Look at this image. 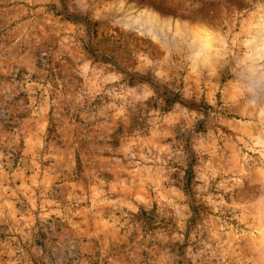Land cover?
I'll return each mask as SVG.
<instances>
[{
	"label": "rangeland",
	"instance_id": "obj_1",
	"mask_svg": "<svg viewBox=\"0 0 264 264\" xmlns=\"http://www.w3.org/2000/svg\"><path fill=\"white\" fill-rule=\"evenodd\" d=\"M0 264H264V0H0Z\"/></svg>",
	"mask_w": 264,
	"mask_h": 264
},
{
	"label": "clouds",
	"instance_id": "obj_2",
	"mask_svg": "<svg viewBox=\"0 0 264 264\" xmlns=\"http://www.w3.org/2000/svg\"><path fill=\"white\" fill-rule=\"evenodd\" d=\"M202 37L206 41V43L203 45V47L207 48L209 45L207 44V40L213 35L211 30L208 29H202Z\"/></svg>",
	"mask_w": 264,
	"mask_h": 264
}]
</instances>
